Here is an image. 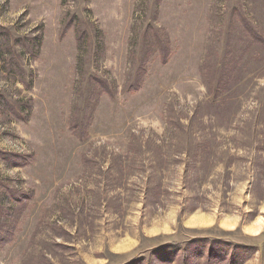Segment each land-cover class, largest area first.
Listing matches in <instances>:
<instances>
[{"label":"rangeland","instance_id":"1","mask_svg":"<svg viewBox=\"0 0 264 264\" xmlns=\"http://www.w3.org/2000/svg\"><path fill=\"white\" fill-rule=\"evenodd\" d=\"M186 249L264 264V0H0V264Z\"/></svg>","mask_w":264,"mask_h":264},{"label":"trees","instance_id":"2","mask_svg":"<svg viewBox=\"0 0 264 264\" xmlns=\"http://www.w3.org/2000/svg\"><path fill=\"white\" fill-rule=\"evenodd\" d=\"M167 250H171V249H167ZM210 251L211 250H209V252H208V258L212 259L214 255H213V252H210ZM170 252H173L172 255L176 254L175 250H171ZM225 254H227L229 262L232 263V262H238L240 258H244L243 254H245V253L243 251H240V252L231 251V253H229V254L225 253ZM181 255L183 256V258H185V256H186L185 261H184L185 263L184 262L183 263L184 264H190L189 260H188L189 255H188L187 249L183 251V254L181 252ZM246 258H244V260H246ZM170 260H172V258Z\"/></svg>","mask_w":264,"mask_h":264}]
</instances>
